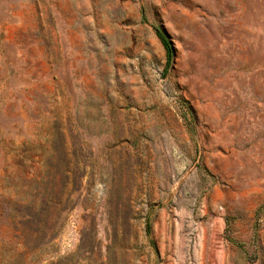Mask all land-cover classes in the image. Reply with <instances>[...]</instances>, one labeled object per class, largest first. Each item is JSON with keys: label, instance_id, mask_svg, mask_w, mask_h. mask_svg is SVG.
I'll return each instance as SVG.
<instances>
[{"label": "rangeland", "instance_id": "1", "mask_svg": "<svg viewBox=\"0 0 264 264\" xmlns=\"http://www.w3.org/2000/svg\"><path fill=\"white\" fill-rule=\"evenodd\" d=\"M226 240L264 264V0H0V264Z\"/></svg>", "mask_w": 264, "mask_h": 264}, {"label": "crops", "instance_id": "2", "mask_svg": "<svg viewBox=\"0 0 264 264\" xmlns=\"http://www.w3.org/2000/svg\"><path fill=\"white\" fill-rule=\"evenodd\" d=\"M223 261L218 264H240V248L238 244H234L228 240L223 241Z\"/></svg>", "mask_w": 264, "mask_h": 264}, {"label": "trees", "instance_id": "3", "mask_svg": "<svg viewBox=\"0 0 264 264\" xmlns=\"http://www.w3.org/2000/svg\"><path fill=\"white\" fill-rule=\"evenodd\" d=\"M156 27V31L158 36L160 37V39L162 40L166 51H167V62H166V66L167 68L169 67V65L172 63L173 61V51H172V47L170 45V41L168 40L164 30L159 27V26H155Z\"/></svg>", "mask_w": 264, "mask_h": 264}]
</instances>
